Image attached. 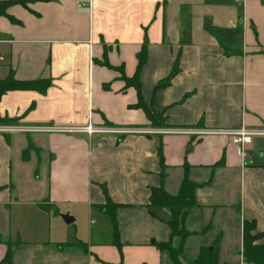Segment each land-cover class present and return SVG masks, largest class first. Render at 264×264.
<instances>
[{
    "label": "crops",
    "instance_id": "crops-1",
    "mask_svg": "<svg viewBox=\"0 0 264 264\" xmlns=\"http://www.w3.org/2000/svg\"><path fill=\"white\" fill-rule=\"evenodd\" d=\"M28 7L8 9L17 23L0 16V79L13 71L18 80L45 78L51 84L45 93L5 92L0 119L10 125L154 129L135 106L136 89L118 70L133 76L147 37L141 92L148 108L166 110V123L173 126L163 128H264V0H32ZM228 32L238 34L239 42L230 43ZM178 55L179 71L170 86L155 90ZM56 129L0 132V232L23 241L14 249L13 264L170 263L168 253L155 246L169 240L170 227L147 207L151 189L161 184L160 136L169 193L177 194L188 176L201 185L195 191L198 204L224 205L234 198L242 258L243 221L255 220L264 234V135L243 146L248 153L243 157L242 145L224 134L89 135ZM30 141L35 147L24 160ZM106 196L121 204L114 213L119 245L114 230L105 243L90 242V232L86 238L75 228L87 247H59L76 241L68 239L63 213L77 221L98 210L113 225L100 207ZM51 220L55 238L49 237ZM93 223L89 220L90 229ZM6 250L0 243V260Z\"/></svg>",
    "mask_w": 264,
    "mask_h": 264
},
{
    "label": "trees",
    "instance_id": "trees-1",
    "mask_svg": "<svg viewBox=\"0 0 264 264\" xmlns=\"http://www.w3.org/2000/svg\"><path fill=\"white\" fill-rule=\"evenodd\" d=\"M32 0H0V16H6L11 22H20L14 16H12L8 9L13 6L20 4L26 8L28 3ZM229 49L226 48L225 53L229 55ZM148 55V39L145 37L144 43L137 53L138 64L135 73L132 77H128L123 73L122 68L118 69L121 73V79L126 82L127 86H133L138 95V103L135 104L136 107L142 108L149 120L150 125L154 128L172 127L173 125H168L166 123V110L161 112H156L148 108L142 97L141 85H140V73L147 61ZM105 64L109 65L107 62ZM112 66V65H109ZM180 67V55L175 58L173 68L169 75L160 80L155 87V90L160 88H166L170 86L174 75L179 71ZM50 79H34V80H18L15 78L14 72L11 71L10 74L4 78L0 79V98L1 96L9 91L15 89H25V90H37L41 93H45L50 85ZM9 121L8 119H0V122ZM110 124V123H109ZM162 136H160L158 144V157L161 168V184L159 186L153 187L151 189V195L149 203L147 205L149 212L152 216L165 221L170 227V238L165 242H155V246L160 249V251H166L168 253L171 264H184L182 261L183 249L182 242L188 235L184 222L188 211L196 204L195 191L197 187L201 186L193 180L189 179L188 176L184 177L180 189L177 194H171L165 189L164 178L166 177V164L163 154V143ZM35 147L30 141L29 146L23 150V159L28 160L29 152L31 148ZM187 165V164H186ZM105 194H107V189L104 184L101 185ZM3 186H0V190ZM106 203L102 204L100 207L103 209L104 213L108 216L110 215L113 222V230L115 233L116 243L119 245V230L118 224L115 220L114 213L116 209L121 205L114 203L108 196ZM167 209L169 211V216L167 218L161 216L162 210ZM207 229V227H206ZM205 229V230H206ZM243 264H264V243H259L258 241L264 236L263 232L257 231V225L255 220L243 221ZM179 238L180 243L175 244L174 239ZM0 243H5L7 245V250L4 257L0 260V264H13L14 249L23 243L20 238L15 240L6 237L2 232H0ZM70 245H77L79 247L86 248L87 245L81 240H76L75 242H60L58 246L63 248ZM211 246V247H210ZM212 248V249H211ZM193 264H231L228 262H221L220 260V250L218 239L214 240L211 245H203L200 247L197 254V258Z\"/></svg>",
    "mask_w": 264,
    "mask_h": 264
},
{
    "label": "rangeland",
    "instance_id": "rangeland-1",
    "mask_svg": "<svg viewBox=\"0 0 264 264\" xmlns=\"http://www.w3.org/2000/svg\"><path fill=\"white\" fill-rule=\"evenodd\" d=\"M242 1L243 0H240V2ZM224 2H230V0H224ZM235 5L236 6L238 5V10H240V13L238 12V15L242 14L243 6H240L239 4H237V2H235ZM186 7L187 6L185 5V3H183L181 6L182 11H184ZM185 18H187V16ZM241 32H242V27H241ZM225 34L227 35V33ZM229 36L231 38H227V40H230V43L231 41H233V43L239 42L238 34H234L233 32V33H229ZM10 124L11 122H5L3 125H10ZM110 134H114V133H110ZM222 203L223 202L215 203L212 201L210 202V201L202 200L200 201V204L196 203L188 211L184 222V227L188 235L181 244L183 249L182 261L184 264H193V262H195L197 258V254L199 252L200 247L205 244L211 245L213 240H215V238H219L218 241H219L221 261L224 262L229 261L232 264H243V258L239 254L241 250L240 248L241 237L239 232L238 220L236 219L238 218L237 217L238 214L236 213L237 211L236 201L233 198L232 200L229 201V204L225 203L226 205L225 204L223 205ZM51 214H52L51 219H53L55 214L54 213ZM71 216L74 217L73 215ZM87 218H88L87 220L85 218L83 219V217L80 215L77 218V221L75 220L72 223L66 224L67 226L65 227H69V231L71 234V236L68 237V239L72 238V240H77L81 238L78 235H74L73 232L75 231V228H77L78 230L77 234H85L86 238H88L89 235L92 234L93 239L90 242L98 241V242L106 243V242H110L111 239L114 238L113 225L110 219L107 218L104 214L100 213V211L95 210L94 213L89 215ZM89 220H93L94 222L93 225L91 226V229L89 226ZM210 226L212 227L211 229L208 228ZM205 227H207L206 230H204ZM48 229L50 231L49 237L55 238L54 237L55 235L53 233L52 220L48 224ZM223 239H224V243H223ZM83 241L86 242L88 240L83 239ZM55 244L57 243L55 242ZM168 264H171V262L170 263L168 262Z\"/></svg>",
    "mask_w": 264,
    "mask_h": 264
},
{
    "label": "built area",
    "instance_id": "built-area-1",
    "mask_svg": "<svg viewBox=\"0 0 264 264\" xmlns=\"http://www.w3.org/2000/svg\"><path fill=\"white\" fill-rule=\"evenodd\" d=\"M56 128H35V127H20L13 125H0L1 133H12V132H34V131H53ZM69 132H83L89 135L95 133H136V132H149L155 134L162 133H175L183 132L194 135H206V134H224L232 137L233 141L242 145L240 148V153L243 157L247 156V151L243 148L244 145L250 144L254 136L264 135V128H249L241 126L238 128H229V129H201V128H154V129H140V128H117L112 126H102L98 127L92 123L87 124L84 127L79 128H69V129H56Z\"/></svg>",
    "mask_w": 264,
    "mask_h": 264
},
{
    "label": "water",
    "instance_id": "water-1",
    "mask_svg": "<svg viewBox=\"0 0 264 264\" xmlns=\"http://www.w3.org/2000/svg\"><path fill=\"white\" fill-rule=\"evenodd\" d=\"M61 216L66 223H71L72 221H74V217L70 216L69 214H62Z\"/></svg>",
    "mask_w": 264,
    "mask_h": 264
}]
</instances>
